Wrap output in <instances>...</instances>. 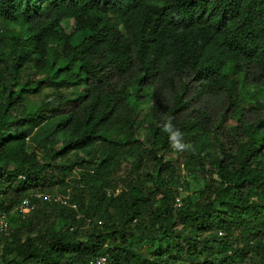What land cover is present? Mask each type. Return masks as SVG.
Segmentation results:
<instances>
[{
  "label": "trees",
  "instance_id": "16d2710c",
  "mask_svg": "<svg viewBox=\"0 0 264 264\" xmlns=\"http://www.w3.org/2000/svg\"><path fill=\"white\" fill-rule=\"evenodd\" d=\"M2 213L0 264H264V0H0Z\"/></svg>",
  "mask_w": 264,
  "mask_h": 264
},
{
  "label": "built area",
  "instance_id": "2783aa9c",
  "mask_svg": "<svg viewBox=\"0 0 264 264\" xmlns=\"http://www.w3.org/2000/svg\"><path fill=\"white\" fill-rule=\"evenodd\" d=\"M183 175L188 178V172L183 170ZM178 189L181 191L182 188L178 187ZM119 188L115 190V193L119 192ZM37 198H43L48 202H54V201H59V202H65L66 197L64 195H59V194H48V193H36L34 195ZM175 204L177 207H180L182 202L179 198L176 199ZM35 204L31 201L30 198H25L22 200V202L18 205L17 210L21 215H26L28 214L33 208ZM74 206V205H73ZM9 233V220L6 214L2 213L0 214V235L4 234L7 235ZM91 264H109V258L107 255H100L96 257Z\"/></svg>",
  "mask_w": 264,
  "mask_h": 264
},
{
  "label": "rangeland",
  "instance_id": "374dc122",
  "mask_svg": "<svg viewBox=\"0 0 264 264\" xmlns=\"http://www.w3.org/2000/svg\"><path fill=\"white\" fill-rule=\"evenodd\" d=\"M71 24H72V22L69 21L67 24H64V26L67 25L68 28H71ZM44 91L45 92H49V91H51V88L45 87L44 88ZM246 95H247V92H246L245 88L243 86H241L240 87V97H243L244 98ZM242 103L244 104L245 102L243 101ZM146 113H147V106H139L138 107L137 119H138V122L141 124L140 125V130H139L138 133H140V134H142L143 129H144V124H145L144 117H145ZM230 122L231 121H229V123ZM224 125H225V128H226L227 125L226 124H224ZM166 158L167 159H171V153L170 152H167ZM129 161H130V159H127L126 161L125 160H122L121 169L119 170V173H118L119 182L121 183V187L126 186V183L128 181V178L126 176V171H127L128 166H129L128 165ZM183 161L184 160L182 159L181 156H179L177 158V162L180 165V172H181L180 174H183L184 173L183 170H182V168H183V165L182 164L184 163ZM185 171L187 172L186 169H185ZM186 180H188V178H186ZM14 215H15L14 213H11V219L12 220L13 219L16 220L15 217H14Z\"/></svg>",
  "mask_w": 264,
  "mask_h": 264
}]
</instances>
